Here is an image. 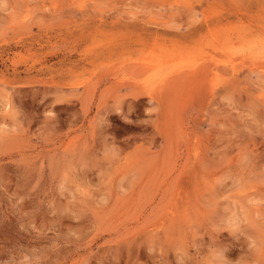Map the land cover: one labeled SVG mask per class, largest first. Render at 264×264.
<instances>
[{
	"label": "rangeland",
	"instance_id": "obj_1",
	"mask_svg": "<svg viewBox=\"0 0 264 264\" xmlns=\"http://www.w3.org/2000/svg\"><path fill=\"white\" fill-rule=\"evenodd\" d=\"M0 264H264V0H0Z\"/></svg>",
	"mask_w": 264,
	"mask_h": 264
},
{
	"label": "bare ground",
	"instance_id": "obj_2",
	"mask_svg": "<svg viewBox=\"0 0 264 264\" xmlns=\"http://www.w3.org/2000/svg\"><path fill=\"white\" fill-rule=\"evenodd\" d=\"M203 68V67H202ZM182 78V77H181Z\"/></svg>",
	"mask_w": 264,
	"mask_h": 264
}]
</instances>
